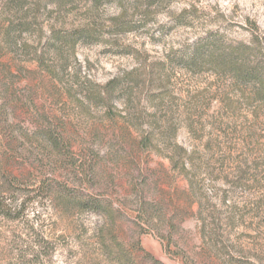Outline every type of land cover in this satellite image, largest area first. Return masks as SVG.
I'll return each mask as SVG.
<instances>
[{"label":"rangeland","instance_id":"rangeland-1","mask_svg":"<svg viewBox=\"0 0 264 264\" xmlns=\"http://www.w3.org/2000/svg\"><path fill=\"white\" fill-rule=\"evenodd\" d=\"M0 163V264H264V0H0Z\"/></svg>","mask_w":264,"mask_h":264},{"label":"trees","instance_id":"trees-1","mask_svg":"<svg viewBox=\"0 0 264 264\" xmlns=\"http://www.w3.org/2000/svg\"><path fill=\"white\" fill-rule=\"evenodd\" d=\"M170 163L172 167H177L176 160L172 159ZM38 193V187L35 188L31 184H26L21 177L16 176L9 169L1 166L0 163V217L11 221L21 219L24 217L26 203L36 198ZM23 194H25V197L21 198ZM148 206H151L150 202L141 198L137 217L146 224L151 223ZM137 245H139V242Z\"/></svg>","mask_w":264,"mask_h":264}]
</instances>
